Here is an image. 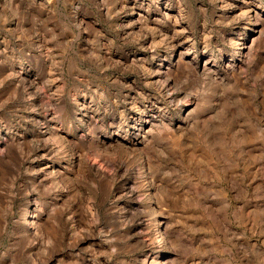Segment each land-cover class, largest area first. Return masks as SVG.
<instances>
[{
    "label": "rangeland",
    "instance_id": "obj_1",
    "mask_svg": "<svg viewBox=\"0 0 264 264\" xmlns=\"http://www.w3.org/2000/svg\"><path fill=\"white\" fill-rule=\"evenodd\" d=\"M155 217L264 264V0H0V264H150Z\"/></svg>",
    "mask_w": 264,
    "mask_h": 264
},
{
    "label": "bare ground",
    "instance_id": "obj_2",
    "mask_svg": "<svg viewBox=\"0 0 264 264\" xmlns=\"http://www.w3.org/2000/svg\"><path fill=\"white\" fill-rule=\"evenodd\" d=\"M134 121L135 123L132 125L133 129L127 132L128 136L133 134L135 137H138L144 134L146 137V135L154 131L155 121L153 117L139 116ZM163 224L164 221L161 218L155 217L153 223L148 227L149 235L153 239L152 242H154V247L156 248V251L150 256L152 258L150 264H170L168 263L169 261L163 259L164 245H168L170 239V235L163 231Z\"/></svg>",
    "mask_w": 264,
    "mask_h": 264
}]
</instances>
